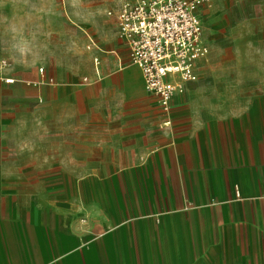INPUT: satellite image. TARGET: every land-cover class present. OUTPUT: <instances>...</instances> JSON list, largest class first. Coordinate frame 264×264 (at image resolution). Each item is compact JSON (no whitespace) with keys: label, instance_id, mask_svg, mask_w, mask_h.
<instances>
[{"label":"crops","instance_id":"0c3cea01","mask_svg":"<svg viewBox=\"0 0 264 264\" xmlns=\"http://www.w3.org/2000/svg\"><path fill=\"white\" fill-rule=\"evenodd\" d=\"M220 14L205 33L232 46ZM116 34L94 73L115 70L117 104L70 106L39 72H3L0 264H264V57L224 73L207 41L164 113Z\"/></svg>","mask_w":264,"mask_h":264},{"label":"rangeland","instance_id":"374dc122","mask_svg":"<svg viewBox=\"0 0 264 264\" xmlns=\"http://www.w3.org/2000/svg\"><path fill=\"white\" fill-rule=\"evenodd\" d=\"M123 1L0 0V58H8L12 69L26 67L39 72L43 68L54 77L53 86L61 88L70 106L99 104L102 97L117 104L113 98L120 81L109 78L102 82L104 74L115 70L105 67L97 77L94 58L101 59L104 51L110 49L108 41L121 43L116 36L115 18L108 12L116 13ZM213 1L201 9L202 13H221L222 24L232 28L230 46L228 34L205 33L208 17H201L204 43H223L214 52L219 69L232 73V58L256 61L264 57V0H216L211 8ZM90 39L98 48H87ZM119 54L127 61L125 55ZM210 54L211 50L208 57ZM142 100L155 105L151 97Z\"/></svg>","mask_w":264,"mask_h":264},{"label":"built area","instance_id":"2783aa9c","mask_svg":"<svg viewBox=\"0 0 264 264\" xmlns=\"http://www.w3.org/2000/svg\"><path fill=\"white\" fill-rule=\"evenodd\" d=\"M212 0H124L118 11L108 12L115 18L117 33L129 49L130 61L138 66L145 89L157 97V106L168 113L181 81H195V64L206 57L209 48L202 40L200 11ZM87 48H98L90 39ZM100 59L94 58L99 73ZM11 67L8 58H0V80L14 83L13 76H3ZM42 79L54 84L53 76L43 68ZM85 81L88 78H84Z\"/></svg>","mask_w":264,"mask_h":264}]
</instances>
